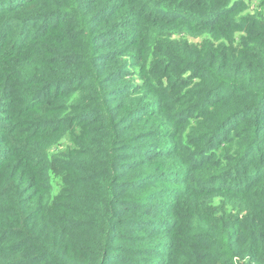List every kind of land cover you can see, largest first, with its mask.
Segmentation results:
<instances>
[{
  "label": "trees",
  "instance_id": "trees-1",
  "mask_svg": "<svg viewBox=\"0 0 264 264\" xmlns=\"http://www.w3.org/2000/svg\"><path fill=\"white\" fill-rule=\"evenodd\" d=\"M256 1L0 0V264H264Z\"/></svg>",
  "mask_w": 264,
  "mask_h": 264
},
{
  "label": "rangeland",
  "instance_id": "rangeland-1",
  "mask_svg": "<svg viewBox=\"0 0 264 264\" xmlns=\"http://www.w3.org/2000/svg\"><path fill=\"white\" fill-rule=\"evenodd\" d=\"M251 2H252V4H258L257 3V1L256 0H251ZM70 143H69V140L67 139V140H65V141H63L62 143H61V145L59 146V148H63L64 146H66V145H69Z\"/></svg>",
  "mask_w": 264,
  "mask_h": 264
}]
</instances>
